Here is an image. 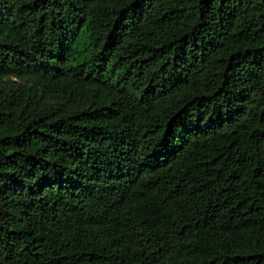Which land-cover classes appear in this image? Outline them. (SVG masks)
<instances>
[{
    "label": "trees",
    "instance_id": "trees-1",
    "mask_svg": "<svg viewBox=\"0 0 264 264\" xmlns=\"http://www.w3.org/2000/svg\"><path fill=\"white\" fill-rule=\"evenodd\" d=\"M0 264H264V0H0Z\"/></svg>",
    "mask_w": 264,
    "mask_h": 264
}]
</instances>
